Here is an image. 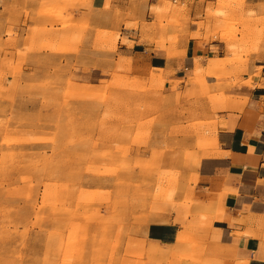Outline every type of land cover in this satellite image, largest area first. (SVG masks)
Wrapping results in <instances>:
<instances>
[{
    "label": "rangeland",
    "instance_id": "rangeland-1",
    "mask_svg": "<svg viewBox=\"0 0 264 264\" xmlns=\"http://www.w3.org/2000/svg\"><path fill=\"white\" fill-rule=\"evenodd\" d=\"M216 1L196 24L225 40L227 67L244 72L264 48V0L259 9L249 6L255 0ZM183 9L172 0L152 7L162 44L175 43L191 21ZM45 12L63 18L60 9ZM70 25L62 21L60 34L44 27L31 44L79 53L83 32L69 33ZM119 28L94 30L93 49L109 53L103 75L84 78L87 65L65 63L29 87L0 86V264H143L152 217L188 197L194 160L215 130L205 98L221 97L204 76L193 89L170 91L156 70L134 74L117 53ZM187 241L193 248L175 261L204 263L200 239Z\"/></svg>",
    "mask_w": 264,
    "mask_h": 264
},
{
    "label": "crops",
    "instance_id": "crops-1",
    "mask_svg": "<svg viewBox=\"0 0 264 264\" xmlns=\"http://www.w3.org/2000/svg\"><path fill=\"white\" fill-rule=\"evenodd\" d=\"M165 1L0 0V86L29 87L65 63L87 65L80 69L84 78L88 71L103 75L109 53L93 49L94 30L110 27H120L117 53L132 60L134 74L156 70L170 91L193 89V79L204 76L205 85L221 97L205 98L214 140L194 160L188 197L181 193L176 204L166 203V211L150 220L143 264H179L176 252L193 248L189 237L200 239L195 248L204 251L206 260L193 264H264V48L251 54L246 71L227 67L226 41L207 37L196 24L216 0H172L185 7L182 14L191 21H182L175 43L162 44L152 7ZM261 4L249 2L255 9ZM48 8L62 10L63 18L46 13ZM66 19L71 22L69 33L83 32L79 53L31 44L33 37L39 42L44 27L56 26L60 34ZM83 23L91 28L82 30ZM15 67H21L20 77H14Z\"/></svg>",
    "mask_w": 264,
    "mask_h": 264
},
{
    "label": "bare ground",
    "instance_id": "bare-ground-1",
    "mask_svg": "<svg viewBox=\"0 0 264 264\" xmlns=\"http://www.w3.org/2000/svg\"><path fill=\"white\" fill-rule=\"evenodd\" d=\"M117 40H118V39H117ZM117 40L115 41V43L118 42ZM197 74L200 75V72L198 71ZM212 140H214V139H212ZM210 145H211V144H210Z\"/></svg>",
    "mask_w": 264,
    "mask_h": 264
}]
</instances>
